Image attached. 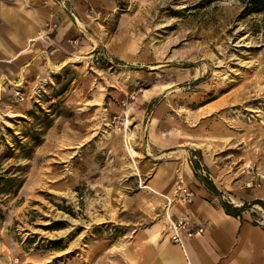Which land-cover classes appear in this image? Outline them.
Listing matches in <instances>:
<instances>
[{
  "label": "rangeland",
  "instance_id": "obj_1",
  "mask_svg": "<svg viewBox=\"0 0 264 264\" xmlns=\"http://www.w3.org/2000/svg\"><path fill=\"white\" fill-rule=\"evenodd\" d=\"M74 2L14 1L46 17L32 46L54 43ZM114 2L111 15L83 5L88 36L68 37L66 62L0 96V264L107 260L141 226L126 201L148 191L145 168L195 165L197 145L264 175V13L246 15V0ZM124 11L134 22L120 33Z\"/></svg>",
  "mask_w": 264,
  "mask_h": 264
},
{
  "label": "crops",
  "instance_id": "obj_2",
  "mask_svg": "<svg viewBox=\"0 0 264 264\" xmlns=\"http://www.w3.org/2000/svg\"><path fill=\"white\" fill-rule=\"evenodd\" d=\"M14 1L0 0V96L9 84L16 88L28 82L30 76L66 62L63 53L73 49L66 43L68 37L77 32L75 40L81 43L87 35L75 23L77 16L86 22L80 11L83 5L86 15L89 8L93 11L101 8L110 15L117 8L114 0H75L74 12L66 9L63 15L57 13L54 17L55 23L60 22L54 34L55 44L38 42L32 46L37 40L33 37L42 30L46 17L43 19L34 7L27 9ZM148 1L136 0L137 4ZM118 20L120 33L129 30L134 22L129 11L121 13ZM78 24L83 26L80 21ZM157 137L152 147L162 150L168 146V141ZM203 148V144L194 148L201 158L195 165L190 159L189 163L165 161L145 168L149 175L148 191L126 201L131 212L141 214V226L123 240L119 251L97 264H264V175L253 181L242 174L246 172L243 166L252 164L251 157L234 169L219 164L212 155L203 153ZM202 165L207 175L200 173ZM237 178L241 180L235 182ZM251 181L253 185L248 187ZM183 186L195 192L194 202L187 206L178 201ZM167 199L172 201L170 209ZM169 218L176 223L190 222L194 236L181 231L183 246L174 243ZM65 264L88 263L74 259Z\"/></svg>",
  "mask_w": 264,
  "mask_h": 264
},
{
  "label": "built area",
  "instance_id": "obj_3",
  "mask_svg": "<svg viewBox=\"0 0 264 264\" xmlns=\"http://www.w3.org/2000/svg\"><path fill=\"white\" fill-rule=\"evenodd\" d=\"M41 38H43V37H41ZM78 43H79V40H75L73 42V44H78ZM252 185H253L252 181L247 184L248 187H251ZM194 199H195V192L190 187L183 186L180 188L179 197H178V201L180 202V204H182L184 206L190 205L194 202ZM167 200H168V207L170 209L172 201L169 199H167ZM167 216H168V214H167ZM170 222H171V226H172L173 231H174V237H173L174 243L183 246V239H182L181 234H180L181 231H187V235L189 237L194 236V233L192 231H190V229H189L190 222L188 220H182V221H178L176 223L170 219ZM199 232L202 233L203 229H200Z\"/></svg>",
  "mask_w": 264,
  "mask_h": 264
},
{
  "label": "trees",
  "instance_id": "obj_4",
  "mask_svg": "<svg viewBox=\"0 0 264 264\" xmlns=\"http://www.w3.org/2000/svg\"><path fill=\"white\" fill-rule=\"evenodd\" d=\"M246 15L264 13V0H246ZM257 203H261L257 201Z\"/></svg>",
  "mask_w": 264,
  "mask_h": 264
},
{
  "label": "bare ground",
  "instance_id": "obj_5",
  "mask_svg": "<svg viewBox=\"0 0 264 264\" xmlns=\"http://www.w3.org/2000/svg\"><path fill=\"white\" fill-rule=\"evenodd\" d=\"M78 25L80 26V29L83 30L84 27H83L82 25H80V24H78ZM182 152H184V153L187 154V151H186V150H182ZM149 156H150V155H149Z\"/></svg>",
  "mask_w": 264,
  "mask_h": 264
}]
</instances>
